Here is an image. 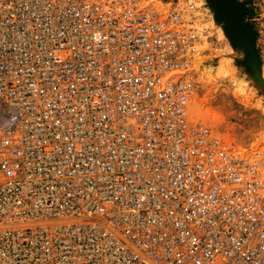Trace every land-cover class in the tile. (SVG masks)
I'll return each instance as SVG.
<instances>
[{
  "label": "built area",
  "instance_id": "2783aa9c",
  "mask_svg": "<svg viewBox=\"0 0 264 264\" xmlns=\"http://www.w3.org/2000/svg\"><path fill=\"white\" fill-rule=\"evenodd\" d=\"M222 44L204 0H0V264H264V151L188 118Z\"/></svg>",
  "mask_w": 264,
  "mask_h": 264
},
{
  "label": "rangeland",
  "instance_id": "374dc122",
  "mask_svg": "<svg viewBox=\"0 0 264 264\" xmlns=\"http://www.w3.org/2000/svg\"><path fill=\"white\" fill-rule=\"evenodd\" d=\"M149 1L159 3V0ZM204 1L213 14L223 44L218 56L197 67V84L188 102V118L205 123L216 136L236 149L264 151V0H234L242 6L241 21L253 35V49L245 43L234 44L226 35L225 22L217 18L211 1ZM206 63L213 65L216 76L207 85L199 79L201 66ZM217 81L223 82L224 90L213 97L211 87ZM193 102L199 105L200 111H193ZM3 108L0 104V110Z\"/></svg>",
  "mask_w": 264,
  "mask_h": 264
},
{
  "label": "water",
  "instance_id": "95a60500",
  "mask_svg": "<svg viewBox=\"0 0 264 264\" xmlns=\"http://www.w3.org/2000/svg\"><path fill=\"white\" fill-rule=\"evenodd\" d=\"M218 19L225 22L224 31L234 44H246L254 48L253 35L247 26L242 23L243 9L234 0H210ZM231 12V14H230Z\"/></svg>",
  "mask_w": 264,
  "mask_h": 264
},
{
  "label": "bare ground",
  "instance_id": "6f19581e",
  "mask_svg": "<svg viewBox=\"0 0 264 264\" xmlns=\"http://www.w3.org/2000/svg\"><path fill=\"white\" fill-rule=\"evenodd\" d=\"M159 2V1H157ZM159 4V3H158ZM231 14V12H230ZM201 70H200V75H199V79L201 80V82L205 85H207L208 83H211L213 80L216 79L215 73H214V69H213V65H210L208 63L203 64V66H201ZM200 82V83H201ZM223 82L221 81H217L215 82L212 87H211V92L213 93V97H215V95H219L224 89H223ZM229 87V86H228ZM230 90V88H229ZM229 94V93H228ZM222 95V94H221ZM225 95V94H224ZM227 95V94H226ZM215 100V99H214ZM192 109L193 111L196 113L199 110V105L196 104L195 102L192 103ZM191 109V110H192Z\"/></svg>",
  "mask_w": 264,
  "mask_h": 264
}]
</instances>
